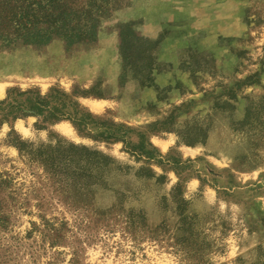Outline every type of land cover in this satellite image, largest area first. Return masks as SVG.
Listing matches in <instances>:
<instances>
[{
	"label": "rangeland",
	"instance_id": "374dc122",
	"mask_svg": "<svg viewBox=\"0 0 264 264\" xmlns=\"http://www.w3.org/2000/svg\"><path fill=\"white\" fill-rule=\"evenodd\" d=\"M39 1L59 37L0 50V213L64 226L22 264H264V0Z\"/></svg>",
	"mask_w": 264,
	"mask_h": 264
},
{
	"label": "trees",
	"instance_id": "16d2710c",
	"mask_svg": "<svg viewBox=\"0 0 264 264\" xmlns=\"http://www.w3.org/2000/svg\"><path fill=\"white\" fill-rule=\"evenodd\" d=\"M49 8L50 3L48 7L44 8L39 0H0V50L38 48L51 44L59 35L56 30H53L54 27L49 22V16L45 18L39 16L40 12L48 13L44 10ZM10 109L12 112L19 108L12 105V102H0V115H4V118L7 117V112ZM15 119H18V114L13 116V120ZM18 141L16 143L11 141V143L17 147L25 148V143L20 139ZM71 148L78 147L72 146ZM61 164L66 165V163ZM54 165L59 166L58 163H53L50 166L54 167ZM72 165L73 162L67 164V169L73 167ZM79 175L81 176V174ZM42 226L33 224L24 236L18 233L8 238L6 233L10 231L9 219L0 213V264H22L24 256H28L34 261L38 249H45L46 244L55 247L61 243L64 224L59 227L60 229L49 224ZM42 233L44 234L42 235ZM37 234L39 237L35 236ZM38 238L41 239L40 242L36 240Z\"/></svg>",
	"mask_w": 264,
	"mask_h": 264
}]
</instances>
